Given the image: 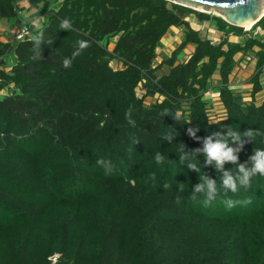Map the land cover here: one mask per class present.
<instances>
[{
	"label": "trees",
	"instance_id": "16d2710c",
	"mask_svg": "<svg viewBox=\"0 0 264 264\" xmlns=\"http://www.w3.org/2000/svg\"><path fill=\"white\" fill-rule=\"evenodd\" d=\"M21 4L0 0V20L24 21ZM24 6L47 16L40 30L53 42L42 44L34 61L33 24L26 23L30 35L23 40H0V264H49L54 253L57 264H264V177L224 195L215 162L205 166L202 154L193 156L195 172L179 161L182 149L202 148L204 137L225 126L264 133V96L256 99L264 86V38L253 34L264 29V15L245 30L171 0H27ZM65 17L73 21L70 31L59 29ZM188 18L210 25L218 39L202 35ZM172 26L183 29V38L158 59L156 48ZM79 40L91 46L64 68ZM188 44L192 51L180 59ZM238 52L255 57L249 100L230 87ZM210 90L221 114L204 97ZM165 108L179 119L161 116ZM129 110L135 125L125 118ZM197 125L199 139L187 134ZM165 134L175 136L172 143ZM244 140L240 163L264 149V135ZM98 158L112 161L111 175ZM230 169L235 174L237 166L226 163ZM205 174L218 188L209 206L203 195L190 199ZM225 199L252 202L229 211Z\"/></svg>",
	"mask_w": 264,
	"mask_h": 264
},
{
	"label": "clouds",
	"instance_id": "9594fccd",
	"mask_svg": "<svg viewBox=\"0 0 264 264\" xmlns=\"http://www.w3.org/2000/svg\"><path fill=\"white\" fill-rule=\"evenodd\" d=\"M240 2L243 3L244 0H240ZM255 22H253V24ZM24 23H31L37 29L36 33L31 35L30 37V40L33 45L31 49L32 52L31 59L34 61L39 60L43 55L41 45L44 44L45 42L51 45L53 40L52 39H49L47 41L44 40L43 31L40 30L39 17L33 18L31 20H29L28 17H25ZM72 25H73V21L70 18L65 17L64 19L61 20L59 29L70 31L72 30ZM241 27L245 29L243 25ZM25 31H27V29H25ZM90 46H91L90 42L87 40L77 41L75 50L72 52L71 57L65 58L62 61L63 67L70 68L72 66L73 60L77 56L81 55L83 50L89 48ZM247 59L250 58L248 57ZM230 87H232V85ZM160 115L164 117L172 116L175 120L179 119L178 115H174L167 108H165L160 113ZM125 118L129 124L135 125V120L132 119L131 110L125 113ZM226 119H228V117L225 115L223 117V120ZM188 123H191V121H189ZM225 128L226 130L222 129L221 131H213L210 135L204 137L202 148L193 149L188 153H185L184 149H182L181 155H179V161L181 162V164H184L187 161L188 162L187 168L195 172H198L199 168L196 163L192 162L193 156L197 157L198 154H202L204 157L205 166H212L213 162H215V170L219 173H222L220 177L221 187L224 190V195H227L229 191L234 194L237 193L240 187L250 188L252 178L257 175L264 177V149L254 150L253 154L249 157L248 163H240L238 157V153L242 151L244 147V143H245L244 138H247L249 141L253 142L256 136L264 135V133H260L258 130H254L252 128H249L244 132L234 131L230 126H225ZM199 130L200 129L198 125L189 127L187 129V134L193 138H197L196 132H198ZM162 139L168 141V143H172V141L175 139V136L171 134H165L162 136ZM133 142L136 145L140 143L139 139H136ZM233 144H235L236 146L235 147L230 146ZM129 155L131 156V149H129ZM155 161L157 162V164H162L164 161V157L160 153H156ZM226 163H230L232 165L237 166L235 174L231 169L224 170V165ZM96 164L97 166L102 167L104 169L106 175H111L115 170V165L112 163L111 160L98 158L96 160ZM249 164L251 165L250 167L248 166ZM149 179L155 181V174L153 173L149 177ZM169 187L170 185L168 183L165 182L163 184L164 189H168ZM178 188L180 192L184 191L183 186L181 184L178 185ZM217 194H218V188H217L216 180L212 179L209 175L205 174L201 178V181L195 184L194 187L192 188L190 199L193 202H197L199 200V197L203 195L204 199L202 201V204L204 206H209L211 202L216 198ZM251 202L252 201L250 199H246V200L225 199L223 201V203L225 204L226 208L229 211H231L237 205L240 204L247 205L250 204ZM176 203H180L179 196H177L176 198Z\"/></svg>",
	"mask_w": 264,
	"mask_h": 264
},
{
	"label": "rangeland",
	"instance_id": "374dc122",
	"mask_svg": "<svg viewBox=\"0 0 264 264\" xmlns=\"http://www.w3.org/2000/svg\"><path fill=\"white\" fill-rule=\"evenodd\" d=\"M20 1H22V3H24V5H26L27 0H20ZM171 1L177 2V3H182V4H185L187 6L192 7L194 9H197L199 11H204V12L214 14L217 16H221L223 14V12L225 11L224 9L217 8V7H212V8L211 7H205L206 9L204 8L201 10V9H198L195 7V5H198V4H192V3L184 2L183 0H171ZM24 5H22V8H21L22 10L20 12V13H22V15H24V17H28L29 20L36 18V17H39L40 26L46 22L47 16L45 14H43V15L38 14L34 8H30L27 11H25V10H23V9H26V7ZM188 21L190 22L191 26L195 29H198V31H200L202 33V35H204L205 32L208 31L207 33H210V35H213V40H217V38L214 36V34H212V33H214V29L210 25H207L205 22H198L193 18H188ZM15 26H16V24H15V21L13 18L1 19L0 20V29H1L0 33L3 34L2 37L6 40H12V35H13L14 30H15ZM172 27L174 28V26H172ZM34 28H35V26H34ZM200 32H199V34H200ZM170 35H171V37L169 36V38H162L160 41L161 44L156 48V51H157L159 57L169 55L170 51L173 48L174 49L176 48V46L180 43V41L183 38V29L181 27H175L173 29V34H170ZM258 35L259 36L263 35V38H264V29H261L258 32ZM115 39H116V36L110 38V40H111L110 46L112 45V42L115 41ZM188 45H190V44H188ZM188 45H186L182 49V51L179 52V56H180L179 58L180 59H185V55L190 54V50L188 49ZM245 58H246L245 59L246 63L240 64L238 69H236L235 80H233V81H235V83L232 85V88H235V89L243 88V90H244V87L247 86L248 76L252 72L251 66L253 65L252 64L253 58L247 59L248 58L247 55ZM9 59L11 62L14 61L13 52H11L9 54ZM155 64H157L156 61H154L153 65H155ZM110 65L115 67V68L121 67L120 62H117L114 60H112L110 62ZM263 81H264V77H263L262 82ZM211 82L217 83V81H216V79H214V77H213ZM263 89H264V87H263ZM262 93H264V91H262ZM242 95L244 97L249 96L248 94L243 93V92H242ZM259 95H261V94L257 95V98H256V99H258L257 102H259V99L261 98V96H259ZM204 97L209 98V99L211 98L213 100V103H214V113L213 114H221L220 111L222 110V107H220L219 104L217 103V101H218L217 92L215 90H210L209 92H207L204 95ZM246 100H249V98Z\"/></svg>",
	"mask_w": 264,
	"mask_h": 264
},
{
	"label": "water",
	"instance_id": "95a60500",
	"mask_svg": "<svg viewBox=\"0 0 264 264\" xmlns=\"http://www.w3.org/2000/svg\"><path fill=\"white\" fill-rule=\"evenodd\" d=\"M192 4H200L204 7H217L225 11L221 17L228 23L236 26H242L243 22L252 20L257 21L263 14L264 0H183Z\"/></svg>",
	"mask_w": 264,
	"mask_h": 264
},
{
	"label": "crops",
	"instance_id": "0c3cea01",
	"mask_svg": "<svg viewBox=\"0 0 264 264\" xmlns=\"http://www.w3.org/2000/svg\"><path fill=\"white\" fill-rule=\"evenodd\" d=\"M24 4V3H23ZM173 27H170L168 30H167V32H166V35H165V37H163V38H169V36L171 37V35L170 34H173V29L175 28H173ZM1 30V29H0ZM212 34H214V36L217 38V36H218V34L216 33V31L214 30V33H212ZM257 35H258V33H257ZM259 36V35H258ZM218 39V38H217ZM231 39L233 40V41H237L238 40V36H231ZM0 40H3V41H6V39H4L2 36H0ZM192 48H193V45H188V49L190 50V52H191V50H192ZM171 49V48H170ZM174 49V48H173ZM172 49V50H173ZM257 48L256 47H253V51L250 53L249 51L248 52H246L247 53V55H252L253 53H254V51L256 50ZM171 50V51H172ZM171 51H170V53H171ZM170 53H169V55H170ZM189 55V54H188ZM188 55H185V58L188 56ZM168 55H165V56H161V57H158V59H160V58H165V57H167ZM236 57L238 58V57H242V54H241V52H238L237 54H236ZM246 57V55L244 56V57H242L238 62H237V64H236V66L234 67V69H233V72H232V74L231 75H229V81H230V84L231 85H233L234 83H235V81H233V80H235V76H236V69H238V67H239V65L240 64H243V63H246V61H245V58ZM252 58H253V60H252V66H251V69H252V71H253V66L255 65V57H253L252 56ZM244 61V62H243ZM11 61H10V59H9V56L7 57V65H8V67H7V69L9 68V67H11ZM156 63H157V61H156ZM217 74V73H216ZM214 75L213 77H214V79H218V76L217 75ZM251 74H252V72H251ZM251 74L248 76V79L250 78V76H251ZM263 77H264V75H263ZM248 79H247V86H245L244 87V91H242L243 93H246V94H248V92L247 91H245V90H247L248 88H249V86H250V84H249V82H248ZM232 82V83H231ZM237 83V82H236ZM212 84H215L214 82H212ZM264 87V86H263ZM246 88V89H245ZM241 90H243V88H241ZM262 91H264V89L262 90ZM261 95H259V96H261V98H262V96H264V93H260ZM249 97L247 96V97H244V99H248ZM260 100V99H259ZM217 103L219 104V101H217ZM220 106V105H219Z\"/></svg>",
	"mask_w": 264,
	"mask_h": 264
},
{
	"label": "built area",
	"instance_id": "2783aa9c",
	"mask_svg": "<svg viewBox=\"0 0 264 264\" xmlns=\"http://www.w3.org/2000/svg\"><path fill=\"white\" fill-rule=\"evenodd\" d=\"M25 29H27V31H25ZM248 29V28H245ZM260 27H257L256 29H254L253 34H256L260 31ZM30 35V29L28 27V25L26 23H24V21H21L16 27L15 30L13 32L12 35V40H23L25 38H27ZM58 258V254L54 253L51 256H49V264H57L56 260Z\"/></svg>",
	"mask_w": 264,
	"mask_h": 264
},
{
	"label": "bare ground",
	"instance_id": "6f19581e",
	"mask_svg": "<svg viewBox=\"0 0 264 264\" xmlns=\"http://www.w3.org/2000/svg\"><path fill=\"white\" fill-rule=\"evenodd\" d=\"M196 8L198 9H204L205 7H203L202 5H195ZM206 9V8H205ZM264 10H262L260 13H262ZM253 24L252 20H247L246 22H243L241 25H243L245 28H249L251 27V25Z\"/></svg>",
	"mask_w": 264,
	"mask_h": 264
}]
</instances>
